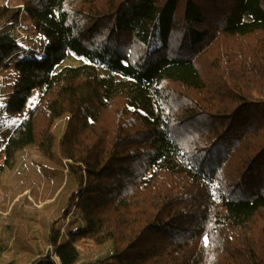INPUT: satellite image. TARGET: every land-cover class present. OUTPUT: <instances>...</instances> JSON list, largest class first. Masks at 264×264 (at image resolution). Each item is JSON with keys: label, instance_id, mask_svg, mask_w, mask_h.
Masks as SVG:
<instances>
[{"label": "trees", "instance_id": "16d2710c", "mask_svg": "<svg viewBox=\"0 0 264 264\" xmlns=\"http://www.w3.org/2000/svg\"><path fill=\"white\" fill-rule=\"evenodd\" d=\"M1 71L0 179L34 146L82 222L8 264H264V0H0Z\"/></svg>", "mask_w": 264, "mask_h": 264}, {"label": "rangeland", "instance_id": "374dc122", "mask_svg": "<svg viewBox=\"0 0 264 264\" xmlns=\"http://www.w3.org/2000/svg\"><path fill=\"white\" fill-rule=\"evenodd\" d=\"M19 21L23 31L27 33L28 44L42 51V45L39 46L41 38L27 28V19L22 17ZM21 43L23 44L22 41ZM24 56L25 53L22 52L15 54L11 63L14 64ZM4 74L1 71L0 78ZM10 82H6L3 77L0 132L3 124H13L22 116L20 112L6 113L1 108L5 102V94L10 89ZM64 123L65 119L62 117L55 120L53 131L57 137L60 136ZM59 164H62L60 160L44 157L30 145L16 152L12 165L4 166L0 179V236L6 245H1V252L4 251L7 264L11 259L24 260L31 248L33 254L36 245L40 249L44 248V251H51L52 245L48 246L44 241L51 224L61 229L63 234L82 225L78 212L74 210L75 206L70 207L68 204L70 188L65 184V171H62ZM75 245L80 252L78 262L104 255L112 249L111 242L95 246L87 239H81Z\"/></svg>", "mask_w": 264, "mask_h": 264}, {"label": "snow or ice", "instance_id": "6c2138e0", "mask_svg": "<svg viewBox=\"0 0 264 264\" xmlns=\"http://www.w3.org/2000/svg\"><path fill=\"white\" fill-rule=\"evenodd\" d=\"M205 242H206V240H205Z\"/></svg>", "mask_w": 264, "mask_h": 264}]
</instances>
